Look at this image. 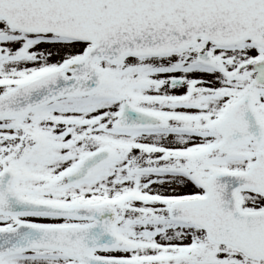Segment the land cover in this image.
Returning <instances> with one entry per match:
<instances>
[{
  "label": "snow or ice",
  "instance_id": "1",
  "mask_svg": "<svg viewBox=\"0 0 264 264\" xmlns=\"http://www.w3.org/2000/svg\"><path fill=\"white\" fill-rule=\"evenodd\" d=\"M0 264H264V0H0Z\"/></svg>",
  "mask_w": 264,
  "mask_h": 264
}]
</instances>
